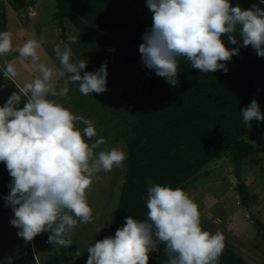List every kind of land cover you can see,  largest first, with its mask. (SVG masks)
<instances>
[{
	"label": "clouds",
	"instance_id": "obj_1",
	"mask_svg": "<svg viewBox=\"0 0 264 264\" xmlns=\"http://www.w3.org/2000/svg\"><path fill=\"white\" fill-rule=\"evenodd\" d=\"M147 6L153 23L139 46L142 62L173 86L180 58L204 74L227 73L226 62L238 54L239 47L229 49L224 37L232 45L242 40V47L251 46L264 57V9L256 4L243 9L239 4L232 6L230 0H147ZM77 39L69 36L63 47H54L61 65L56 69L41 61L46 40L28 39L14 47L12 33L0 32V56L16 52L19 61H30L28 67L39 72L20 88L27 98L23 107H18L22 97L17 92L0 107V162L12 177L5 200L14 212L10 223L27 242L48 231L50 243L70 246L72 230L93 220L86 197L93 178L101 171L122 167L127 158L120 148L96 153L104 140L88 142L97 135L93 122L48 99L67 96L69 83L78 82L85 96L107 90L106 63L94 73L81 75L88 62L71 60L69 45ZM0 72L16 84L14 63L6 62ZM66 74L69 78L57 89L54 78ZM241 114L247 127L253 120L264 121L255 99ZM77 122L85 125L83 132ZM147 193L146 219L126 217L114 237L87 248L86 264H149V253L159 251L161 244L164 264H219L225 237L220 231L202 228L199 206L184 190L155 184Z\"/></svg>",
	"mask_w": 264,
	"mask_h": 264
},
{
	"label": "trees",
	"instance_id": "obj_2",
	"mask_svg": "<svg viewBox=\"0 0 264 264\" xmlns=\"http://www.w3.org/2000/svg\"><path fill=\"white\" fill-rule=\"evenodd\" d=\"M55 1L56 24L60 29H64L65 23L71 24L85 46L90 48V61L82 75L98 71L105 63L107 73L112 70L109 52L114 47L112 35L116 33L133 44L135 59L142 60L139 46L144 42V33L151 30L141 19L148 7L147 0L105 24L103 20L129 0ZM230 3L232 6L239 4L243 9H249L253 4L264 9L261 0H230ZM223 39L229 49L239 47L238 54L226 62L227 73L218 70L204 74L180 58L178 80L173 86L154 69L146 66L139 69L146 82L134 92L131 103V114L137 124L136 134L127 145L126 169L109 237L115 236L130 215L137 220L146 219L149 187L160 184L185 190L197 182L209 162L223 155L228 156L235 169L236 191L243 206L253 199L239 176V167L241 161L261 148L260 143L253 144L248 137L255 130L264 131V121L253 120L247 127L241 111L255 99L264 114V57H259L251 46L242 47V40L238 45H232L228 44L226 37ZM121 55L128 61L125 55ZM10 183L12 177L3 163L0 187L10 191ZM3 211L0 200V214ZM255 226L257 236L253 243L259 246L264 242V223L256 220ZM163 248L161 244L159 251L149 253V264H164ZM71 259V255L61 254L49 258L44 264H65ZM2 264L37 262L31 251H27L23 255L11 254ZM219 264L250 263L225 241Z\"/></svg>",
	"mask_w": 264,
	"mask_h": 264
},
{
	"label": "rangeland",
	"instance_id": "obj_3",
	"mask_svg": "<svg viewBox=\"0 0 264 264\" xmlns=\"http://www.w3.org/2000/svg\"><path fill=\"white\" fill-rule=\"evenodd\" d=\"M24 6H17L13 0H0V32L9 31L12 33V43L14 47L21 46L28 39L46 40L47 43L42 46L40 50L41 61L46 63L49 67L59 69L61 67L59 59L56 57L54 47L60 45L61 47L67 42L69 36H76L78 39L75 43L70 44L72 49L71 60L73 62L84 59L89 64L90 48H87L78 35L74 27L65 23L64 29L55 22L56 1L55 0H23ZM142 0H129L122 7L113 11L104 20L103 24L115 20L126 13L130 8H134L140 4ZM32 5L34 15L28 14L27 6ZM153 13L148 7L141 15L143 22L152 28ZM80 38V39H79ZM114 47L109 52V57L112 63V70L107 75V90L103 93H93L87 96L79 92V84L69 83V92L67 96H49L48 99L55 100L57 103L63 105L73 114L90 119L97 131V135L88 141L90 144L99 138H103L104 143L97 149L96 153L100 151H108L112 148H120L127 155V145L130 139L136 134V121L131 114V103L134 98V92L137 91L145 82V78L140 76L139 69L144 65L142 60L135 59V49L122 34L116 33L112 35ZM125 55L128 61H125L121 55ZM6 62H12L16 65L17 77L16 84L12 81L6 80L3 72H0V107H2L11 96L13 92L21 95V104L23 107L27 98L23 97L20 88H23L26 83L31 82L39 72H33L30 68H25L21 61L18 60V53L12 52L6 56H0V67H4ZM27 65L30 61L25 62ZM83 71V70H82ZM82 75V72H81ZM140 76V78H139ZM69 74L64 77H56V88L63 86ZM18 85V87H17ZM76 127L83 132V125L77 122ZM263 130H255L248 139L253 144L260 143L264 147ZM87 139V138H85ZM260 148L259 150H261ZM258 150V151H259ZM263 150V149H262ZM257 151V152H258ZM256 152V153H257ZM253 158V157H252ZM255 157L248 161V166H254V170L259 174L260 179L264 178V151L258 153V158ZM259 160V163L256 161ZM2 163V162H0ZM261 166V167H260ZM125 164L122 167H114L111 171H101L93 178L91 187L86 192L87 203L92 209L93 220L89 223H80L72 230L70 239L71 245L63 247L49 242L47 245H42L43 240H49L50 232L45 231L38 234L30 242L25 241L18 236L19 229L14 227L10 221L14 218V212L11 206L6 205L5 211L0 214V258L6 259L13 253L23 254L31 251L32 243L37 249L38 259L41 264H44L49 258L66 254L73 256V259L65 264H86L89 253L87 248L96 241L103 240L110 236L112 223L115 218L116 209L120 199L121 187L125 174ZM242 167L239 173H244L246 168ZM235 169L231 165L228 156L223 155L220 158L209 162L203 169L202 175L197 182L205 186L204 190L210 195L221 199L223 205V215L225 217L231 216L233 219L239 220L244 228H250L253 221H263L264 218L258 216L254 209L249 206L243 207L240 199H236L235 190H227L231 179L237 184L235 176ZM225 180L222 181V179ZM235 178V179H234ZM264 181V180H263ZM197 182L189 185L184 191L196 202L202 211V195L200 189L197 188ZM259 181L248 186L251 193H258L264 197V191L259 192ZM236 187V186H235ZM4 190L0 189V197H3ZM260 196V199L263 198ZM240 203H238L237 202ZM261 202V200H260ZM253 203V202H252ZM259 203V198L256 199ZM243 210L248 212L250 220H246L243 216ZM212 211H216V208ZM209 214L205 215L201 212L202 227L209 229L213 233L220 231L227 244L235 250L242 253V256L250 264H264V259L254 255L255 230L251 234L249 229L246 231L247 235H254L250 241L246 243L235 240L231 235L225 233V229L209 219ZM231 236V237H230ZM251 237V236H249ZM74 249L70 250V247ZM255 246V245H254Z\"/></svg>",
	"mask_w": 264,
	"mask_h": 264
},
{
	"label": "crops",
	"instance_id": "obj_4",
	"mask_svg": "<svg viewBox=\"0 0 264 264\" xmlns=\"http://www.w3.org/2000/svg\"><path fill=\"white\" fill-rule=\"evenodd\" d=\"M262 149L259 150L257 153H254L250 157L246 158L245 160L241 161L239 170L241 171L243 166L246 167V164L248 163V161H250L254 157H255V159H256V157L258 158V153H261V151H264V147ZM256 161L259 163V160H256ZM2 164H3V162L0 163V167H1ZM239 176L244 181V183H245V185L247 187V190H248V186L252 185L253 181L254 182L259 181L260 182V184H259V188H260L259 192L262 193L264 191V181H263L264 178L260 179L261 176H259V174L256 173V170H254V166L253 167L252 166L246 167L245 170H244V173L243 174L239 173ZM230 179H231V184H229V187H228L227 190L228 191L229 190H235L236 191V187H235L236 186V182H234L232 178H230ZM223 180H225V178H223L222 181ZM197 188L200 189V192H198V193H201V195H202V201H201L202 202V207H203V209L201 211L202 214L205 215L206 213H208L209 214V218L208 219L210 221H212L213 223H215V224H217V225H219L221 227L224 226L223 228L225 229L224 231H225L226 234L231 235L235 240H237L239 242H242V243H246V242L250 241L251 239H254L257 236V228L255 226V221L252 222V224H254V225H251L250 228H246L245 229L244 226H242V224L239 222V220L233 219L231 216L225 217V215H223V213H222L223 205H221L222 204L221 199H217L216 197H214V196L210 195L209 193H207L204 190L205 186L201 185L198 182H197ZM0 189L4 190L3 197H0V200L2 201V208L5 211L4 207L6 205H8L6 203L5 197L8 196L10 191L7 190V189H4L2 187H0ZM248 192H249V190H248ZM249 194L253 196V199L251 201H249L246 206H243V204H240L238 202V200H237V202L240 205H242L243 207H245V208H248L249 206H251L254 209V211L258 214V216L264 218V197L261 196V194L258 195V193H256V192H254V193L249 192ZM260 196L263 197V198L260 199ZM238 198H239L238 193H236V199H238ZM258 198H259V203H256V199H258ZM260 200H261V202H260ZM215 208H216V211H212ZM243 216H244V218L246 220H250V215H248L247 211L243 210ZM260 222L264 223V220L263 221L260 220ZM248 229H249V231H251V234L253 233V230H255V236L253 235L254 238H253L252 235H249L251 237H249L247 235L246 231ZM251 247L254 249V255L256 257L258 256L259 258L264 259V242L261 245H259V246H254L253 245ZM31 253H32V247H31ZM17 254H19V253H17ZM23 254L21 253L19 255H23ZM8 258H6V259L0 258V264H2ZM36 258H37V261H38L37 264H41V262L38 259L37 249H36ZM72 259H73V256H72Z\"/></svg>",
	"mask_w": 264,
	"mask_h": 264
},
{
	"label": "built area",
	"instance_id": "obj_5",
	"mask_svg": "<svg viewBox=\"0 0 264 264\" xmlns=\"http://www.w3.org/2000/svg\"><path fill=\"white\" fill-rule=\"evenodd\" d=\"M27 9H28V14L30 16H33L34 15L33 6L32 5H28ZM47 244H49V240L44 239L42 245H47ZM32 254H33L35 260L37 261V258H36V246L33 243H32ZM37 263H38V261H37Z\"/></svg>",
	"mask_w": 264,
	"mask_h": 264
},
{
	"label": "water",
	"instance_id": "obj_6",
	"mask_svg": "<svg viewBox=\"0 0 264 264\" xmlns=\"http://www.w3.org/2000/svg\"><path fill=\"white\" fill-rule=\"evenodd\" d=\"M14 3L17 5V6H24V1L23 0H13ZM22 64L25 66V68H29L28 65L24 62V61H21ZM30 69V68H29Z\"/></svg>",
	"mask_w": 264,
	"mask_h": 264
}]
</instances>
